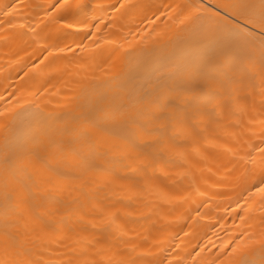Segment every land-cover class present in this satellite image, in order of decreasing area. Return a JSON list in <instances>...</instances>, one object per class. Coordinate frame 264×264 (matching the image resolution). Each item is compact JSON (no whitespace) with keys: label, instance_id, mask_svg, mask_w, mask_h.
I'll return each instance as SVG.
<instances>
[{"label":"bare ground","instance_id":"6f19581e","mask_svg":"<svg viewBox=\"0 0 264 264\" xmlns=\"http://www.w3.org/2000/svg\"><path fill=\"white\" fill-rule=\"evenodd\" d=\"M244 2L0 0L2 264H261Z\"/></svg>","mask_w":264,"mask_h":264},{"label":"snow or ice","instance_id":"6c2138e0","mask_svg":"<svg viewBox=\"0 0 264 264\" xmlns=\"http://www.w3.org/2000/svg\"><path fill=\"white\" fill-rule=\"evenodd\" d=\"M202 7L203 6L196 7L194 11L199 13ZM221 7L234 10L232 14L233 19L231 21L234 33L237 36L243 37L246 41L258 40L261 56L264 58V0H248V2L244 3H229L221 5ZM191 17L192 14L189 13L185 16V19L187 20ZM69 27H72V25H69ZM4 115V112H0V117ZM258 151L264 155V148H259ZM260 190L264 192V187ZM260 246L262 256H264V240H261ZM239 250L240 246H237V248L233 249V253H237ZM0 264H2V262H0ZM240 264H247V261L241 260ZM261 264H264V259L261 260Z\"/></svg>","mask_w":264,"mask_h":264}]
</instances>
